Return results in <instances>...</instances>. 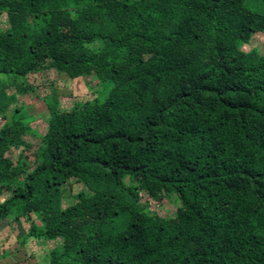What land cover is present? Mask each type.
I'll use <instances>...</instances> for the list:
<instances>
[{"label":"trees","instance_id":"trees-1","mask_svg":"<svg viewBox=\"0 0 264 264\" xmlns=\"http://www.w3.org/2000/svg\"><path fill=\"white\" fill-rule=\"evenodd\" d=\"M40 2L0 0V100L45 66L101 88L51 113L59 142L43 139L31 170L0 151V221L37 214L28 234L59 240L49 264H264V53L241 49L264 0ZM28 132L15 107L0 148ZM69 180L82 190L63 207ZM137 189L174 197V218L147 213Z\"/></svg>","mask_w":264,"mask_h":264},{"label":"rangeland","instance_id":"rangeland-1","mask_svg":"<svg viewBox=\"0 0 264 264\" xmlns=\"http://www.w3.org/2000/svg\"><path fill=\"white\" fill-rule=\"evenodd\" d=\"M90 1L41 0L39 8L41 11L50 8L74 11ZM249 6L264 10L261 4ZM22 7L26 8L24 3ZM7 27L6 5L0 4V31ZM241 49L245 52L255 49L260 54L264 53V28L254 32ZM100 88L99 79L91 71H84L81 75L71 78L65 74H57L45 66L27 73L25 77L17 78L14 84L7 87L5 99L0 100V127L11 116L12 109L17 107L20 109V117L29 126V132L23 136L20 145L10 149L1 147L0 151L14 161L23 162L27 171L31 170L36 163L35 154L43 139L59 142V137L49 128L51 113L58 111L62 115L68 114L75 102L95 98ZM9 94L15 96L13 103L10 102ZM1 105L7 106L4 112L1 111ZM126 183L130 184L129 180H126ZM64 189L63 207L72 203L71 195L82 190V186L75 180H69ZM135 192L139 193V204L147 213L161 219L174 218L178 205L174 197L168 196L156 202L139 189ZM7 194V190L0 187V201ZM38 218L34 213L25 217L13 213L0 221V264H49L50 252L55 250L59 240L44 241L28 234L32 223H40Z\"/></svg>","mask_w":264,"mask_h":264}]
</instances>
